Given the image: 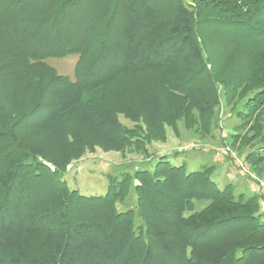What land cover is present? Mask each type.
Returning a JSON list of instances; mask_svg holds the SVG:
<instances>
[{"label": "trees", "instance_id": "obj_1", "mask_svg": "<svg viewBox=\"0 0 264 264\" xmlns=\"http://www.w3.org/2000/svg\"><path fill=\"white\" fill-rule=\"evenodd\" d=\"M210 37L247 59L242 84L254 92L246 108L259 110L264 0H0V264H264L258 199L236 195L231 183L220 187L209 168L187 170L165 153L110 181L105 194H84L65 178L89 145L141 142L116 122L113 106L103 116L90 102L84 119L62 121L122 74L198 65L186 78L169 77L161 91L121 92L123 111L144 123L146 140L160 138L190 105L209 114L201 81L213 78ZM75 53V79L47 61ZM21 76L35 99L17 111L4 85ZM133 176L141 223L135 209L116 206ZM201 200L207 204L194 210Z\"/></svg>", "mask_w": 264, "mask_h": 264}, {"label": "rangeland", "instance_id": "obj_2", "mask_svg": "<svg viewBox=\"0 0 264 264\" xmlns=\"http://www.w3.org/2000/svg\"><path fill=\"white\" fill-rule=\"evenodd\" d=\"M210 39L212 60L208 66L212 68L213 78L209 82L203 77L201 81L208 86L211 95L213 107L209 114L201 116L198 109L190 105L174 123L163 125L160 138L146 140L149 136L144 131V123L123 111L122 91L148 95L151 86L161 91L169 83V77L186 78L198 68L197 64L184 63L144 73L122 74L112 88L102 87L85 102L62 114V121L70 124L85 118L86 113L91 111L88 107L90 102L98 109L95 113L103 116L107 114L108 107L113 106L116 122L132 135L135 133L142 138L139 144H129L123 149L89 145L83 155L68 166L65 178L71 187L88 195L105 194L110 181L120 180L127 172L133 174L136 168L152 167L160 155L167 153L173 163H186L187 170L210 169L220 187L231 183L236 195L244 193L256 197L264 211V106L254 113L246 108V101L254 92L242 84L250 72L247 59L228 54L223 44ZM78 58L79 54L75 53L50 57L47 61L59 73L75 79ZM4 92L9 106L17 111L28 107L35 99L29 79L23 76L8 80ZM133 179L128 195L120 199L116 206L135 209V220L141 223L142 218L136 211L137 193L134 187L138 181L134 176ZM206 204V201H195L194 210ZM194 210L186 211V214Z\"/></svg>", "mask_w": 264, "mask_h": 264}]
</instances>
